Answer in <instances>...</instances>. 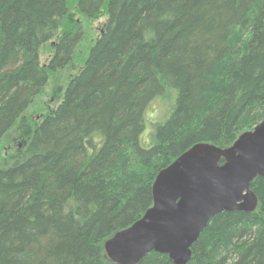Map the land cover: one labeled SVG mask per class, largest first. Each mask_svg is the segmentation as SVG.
<instances>
[{
	"label": "trees",
	"instance_id": "16d2710c",
	"mask_svg": "<svg viewBox=\"0 0 264 264\" xmlns=\"http://www.w3.org/2000/svg\"><path fill=\"white\" fill-rule=\"evenodd\" d=\"M71 0H0V144L40 96L48 70L83 40ZM107 22L81 73L26 150L0 163V264H116L105 244L153 207L157 175L198 144L227 149L264 120V0H77ZM174 93L143 141L152 107ZM253 127V128H252ZM223 163V162H222ZM254 213H222L189 264H264V178ZM139 264H173L152 252Z\"/></svg>",
	"mask_w": 264,
	"mask_h": 264
},
{
	"label": "water",
	"instance_id": "95a60500",
	"mask_svg": "<svg viewBox=\"0 0 264 264\" xmlns=\"http://www.w3.org/2000/svg\"><path fill=\"white\" fill-rule=\"evenodd\" d=\"M257 178H264V120L230 148L198 144L162 170L153 185V207L106 242L107 257L139 264L155 252L173 264H189L192 247L213 218L257 211Z\"/></svg>",
	"mask_w": 264,
	"mask_h": 264
},
{
	"label": "rangeland",
	"instance_id": "374dc122",
	"mask_svg": "<svg viewBox=\"0 0 264 264\" xmlns=\"http://www.w3.org/2000/svg\"><path fill=\"white\" fill-rule=\"evenodd\" d=\"M70 8V15L65 22V29L80 27L84 34L83 40L77 48L74 61L65 70L49 71L48 65L56 42H50L42 48L40 60L43 68L48 73V83L42 94L35 99L29 109L2 140L0 144V163L13 161L23 154L37 125L45 117L55 112L64 97L70 81L83 70L92 47L100 38L105 28L107 22L106 15H102L96 21H88L80 14L77 8V0H71ZM173 100L174 93L169 91L162 100L154 103L150 114H154L156 122L150 120L151 123L147 132H149V129L151 131L147 139L143 137L145 143H151L158 123L167 119L172 109Z\"/></svg>",
	"mask_w": 264,
	"mask_h": 264
},
{
	"label": "clouds",
	"instance_id": "9594fccd",
	"mask_svg": "<svg viewBox=\"0 0 264 264\" xmlns=\"http://www.w3.org/2000/svg\"><path fill=\"white\" fill-rule=\"evenodd\" d=\"M148 119L152 120L153 122H156V118H155L154 114H149ZM150 131H151V129H149V132L144 133V139H147Z\"/></svg>",
	"mask_w": 264,
	"mask_h": 264
}]
</instances>
